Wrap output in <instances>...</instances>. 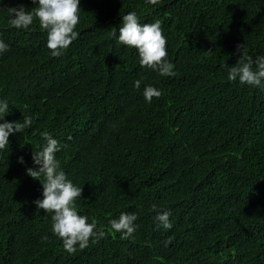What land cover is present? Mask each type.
<instances>
[{
    "label": "trees",
    "instance_id": "1",
    "mask_svg": "<svg viewBox=\"0 0 264 264\" xmlns=\"http://www.w3.org/2000/svg\"><path fill=\"white\" fill-rule=\"evenodd\" d=\"M20 6L38 7L0 0L9 45L0 99L5 120L33 123L0 150V264H264V90L229 81L224 67L238 44L264 55V0H80L79 35L60 57L38 19L9 25L7 9ZM129 11L161 21L174 75L141 66L111 36ZM146 85L162 95L146 102ZM43 131L82 187L78 214L105 232L74 253L53 233V213L33 203L42 186L25 173ZM153 204L171 211V229L158 226ZM122 212L138 217L128 238L110 228Z\"/></svg>",
    "mask_w": 264,
    "mask_h": 264
},
{
    "label": "clouds",
    "instance_id": "2",
    "mask_svg": "<svg viewBox=\"0 0 264 264\" xmlns=\"http://www.w3.org/2000/svg\"><path fill=\"white\" fill-rule=\"evenodd\" d=\"M156 4L157 0H149ZM38 7L31 11H25V7L8 8V23L16 29H28L38 19L39 26L47 33V48L53 57H60L68 49L69 45L77 39L79 32L76 30L80 22V0H33ZM118 31L113 28L111 36L124 46L134 47L139 63L143 67L158 71L162 76L174 75V64L166 59V37L163 34L161 21L153 23H141L135 11H129L120 19ZM9 45L0 39V54L6 52ZM238 59L232 66L224 67L227 70L229 81H238L240 84L254 86L264 90V55L255 58L249 56L243 44L236 46ZM135 87H140V81L135 82ZM161 91L152 85H146L143 89V97L151 103L153 97L159 98ZM9 102L0 99V150L9 145V135L30 127L33 118L24 115L22 122L5 120L10 113ZM44 144L36 151H32V164L36 167L25 168V173L42 186L41 198L33 201L37 208L53 213L52 231L62 240L63 248L74 253L77 247L83 249L88 246L90 239L95 240L105 235L104 231L97 228L95 221H89L85 215H80L75 206V200L81 197L82 187L76 186L66 173L61 169L56 153L60 151V142L49 132L40 133ZM17 162L24 164L23 157H18ZM157 210V205H152ZM172 213L169 210L159 211L155 220L163 229H171L173 222L170 219ZM138 219L135 213L122 212L118 218L110 221V228L121 234V238H128L136 231L135 221Z\"/></svg>",
    "mask_w": 264,
    "mask_h": 264
}]
</instances>
